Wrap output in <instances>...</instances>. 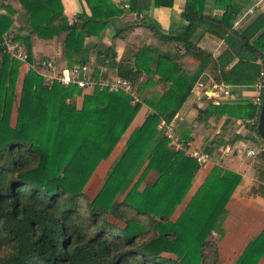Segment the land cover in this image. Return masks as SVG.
I'll use <instances>...</instances> for the list:
<instances>
[{"label":"trees","instance_id":"trees-1","mask_svg":"<svg viewBox=\"0 0 264 264\" xmlns=\"http://www.w3.org/2000/svg\"><path fill=\"white\" fill-rule=\"evenodd\" d=\"M13 1L26 11L29 25L26 35L13 34V40L24 46L33 64L30 35H56L61 12L52 0ZM204 2L187 0L181 13L186 24L173 37L150 26L158 40L173 43V53L148 45L117 61L113 46H63L66 67L91 65L95 78L101 67L112 68L151 110L130 133L93 197L84 191L89 179L121 141L141 104H131L122 91L82 94L76 86L57 82L49 87L37 71L24 72L18 60L0 50V264H219L211 233L220 226L238 175L213 167L174 222L168 208L173 204L149 201L154 196L180 201L198 170L192 158L167 146L157 132L159 121L174 119L205 72L218 84L250 86L260 79L258 59L264 67V15L238 31L232 26L242 5L226 2L220 16H210L201 10ZM5 9L0 41L13 24L14 11L8 4ZM199 28L224 41L226 49L217 59L191 42ZM185 57L196 64L191 73L183 70ZM154 75L158 78L152 83ZM148 86L155 88L145 96ZM260 107L254 109L257 119L250 129L264 143L256 129ZM208 108L215 115L226 110ZM145 162L141 176L154 170L156 181L139 193L136 182L118 201ZM261 258L264 229L231 264H258Z\"/></svg>","mask_w":264,"mask_h":264},{"label":"crops","instance_id":"crops-1","mask_svg":"<svg viewBox=\"0 0 264 264\" xmlns=\"http://www.w3.org/2000/svg\"><path fill=\"white\" fill-rule=\"evenodd\" d=\"M158 0H52V5L60 17L55 22V32H48L42 37L36 33L30 35L31 57L34 66L41 60H53L57 66L55 71L66 67L61 61L63 46L71 48H95L113 46L116 60L128 57L131 52L143 46L157 47L161 45V51L173 53V43L158 40L155 31L150 29L153 25L166 37L175 36L181 32L186 22L182 19L187 0H172L170 6H160ZM232 0H205L201 10L210 16H220L226 2ZM242 5L241 13L253 8L254 13L239 19L234 30L242 31L248 24L260 14L264 15V0H233ZM132 2V4H131ZM8 6L14 11L11 16L13 24L8 31L19 36L26 35L28 14L17 1L8 0ZM202 5L199 3L197 8ZM59 34V35H58ZM191 42L200 49L210 53L213 59H217L226 49L222 39H219L204 29H197L191 37ZM264 56V51H263ZM156 55V52L153 56ZM236 60L228 67L230 68ZM262 60L257 64L264 71ZM183 70L191 73L195 62L185 57L182 61ZM24 72H27V64H21ZM37 69V67H36ZM85 73L92 76L93 67L85 66ZM95 78V77H93ZM115 70L109 67H101L98 72V81H111L117 79ZM155 83L158 75L152 76ZM207 85L215 83L212 75L205 72L198 79ZM197 81V82H198ZM196 82V83H197ZM218 84V83H215ZM225 84V83H220ZM196 85V84H195ZM194 85L190 96L182 105L174 119L176 133L179 138L191 143L195 148L203 149L211 156V160L198 170L191 185L180 201L170 197L162 198L154 196L150 205H171L169 208V220L174 222L184 211L190 198L210 174L213 167L236 174L240 181L230 196L225 211L220 220V226L211 233L215 240L219 255V264H231L243 251L245 246L264 229V153L260 152L264 143L250 129V125L257 119L254 104L256 90L250 86H231V96L209 97L203 90ZM149 87V86H148ZM150 86L144 95L154 89ZM157 88V87H156ZM92 92L82 91V94ZM137 95V94H136ZM141 107L134 117L121 141L115 146L109 157L102 161L89 179V183L96 179L95 185L101 189L108 177L113 162L124 149L125 141L130 133L139 127L151 110L143 103L144 97H139ZM81 97L78 98V104ZM224 107L227 111L222 115H215L214 110L208 107ZM157 132L162 131L157 125ZM168 146V144H167ZM172 149L170 146H168ZM173 150V149H172ZM174 151V150H173ZM253 152V155H249ZM133 176L130 187L117 196L122 201L131 188L137 183V192H142L147 186H152L158 177L154 170L141 176L145 165ZM99 175V178L96 176ZM181 183V182H180ZM185 184V181L182 182ZM88 185V183H87ZM85 191V190H84ZM93 194H88L93 197ZM258 264H264L261 258Z\"/></svg>","mask_w":264,"mask_h":264},{"label":"built area","instance_id":"built-area-1","mask_svg":"<svg viewBox=\"0 0 264 264\" xmlns=\"http://www.w3.org/2000/svg\"><path fill=\"white\" fill-rule=\"evenodd\" d=\"M7 3L8 0H0V15H4L6 13L5 6ZM253 13V8L248 9L246 12L242 13L237 20L234 21L233 25H236L240 18L250 16ZM0 50L8 54L10 58L18 60L21 64H27V70L33 69L37 71L38 74L43 78L44 84L49 87L52 86L54 82H57L63 87L76 86L81 91H122L130 96L131 104L139 103V99L133 92L131 84L125 79L117 78L107 82L98 81L86 74L84 68L78 66L64 67L59 71H55L57 66L53 60H41L35 66L34 64L28 63L29 57L24 46L13 40V34L10 31H7L2 35V39L0 41ZM259 77L260 79L253 85L254 89L256 90V96L254 97L253 101L256 105H259L262 101L261 95L264 90L263 70L260 71ZM195 86L198 89L203 90L204 94L209 97L231 96V86L226 84H215L211 82L210 85H207L201 81H198ZM158 127L162 131L163 136L166 138L168 146H170L174 151L184 152L187 156L195 161L198 167H203L210 162L211 156L208 152L204 151L203 149L191 146L190 142L182 140L177 136L176 125L173 121L167 123L164 120H160ZM260 152L264 153V146L261 147ZM253 154V152H249V155Z\"/></svg>","mask_w":264,"mask_h":264},{"label":"water","instance_id":"water-1","mask_svg":"<svg viewBox=\"0 0 264 264\" xmlns=\"http://www.w3.org/2000/svg\"><path fill=\"white\" fill-rule=\"evenodd\" d=\"M257 133L258 135L264 139V90L262 92V101H261V107L260 112L258 115V122H257Z\"/></svg>","mask_w":264,"mask_h":264},{"label":"rangeland","instance_id":"rangeland-1","mask_svg":"<svg viewBox=\"0 0 264 264\" xmlns=\"http://www.w3.org/2000/svg\"><path fill=\"white\" fill-rule=\"evenodd\" d=\"M96 178H99V175L96 176ZM96 183V179H94L92 182H88V185H86L85 187V191L88 193V194H93L95 193L96 191H98V189L100 188L99 185H95Z\"/></svg>","mask_w":264,"mask_h":264}]
</instances>
